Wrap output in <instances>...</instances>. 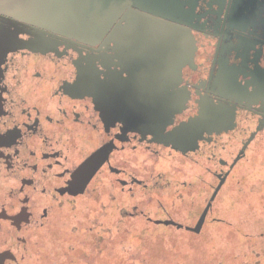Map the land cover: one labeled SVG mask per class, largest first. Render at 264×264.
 <instances>
[{"label": "flooded vegetation", "instance_id": "af4514ba", "mask_svg": "<svg viewBox=\"0 0 264 264\" xmlns=\"http://www.w3.org/2000/svg\"><path fill=\"white\" fill-rule=\"evenodd\" d=\"M150 112L168 123L135 131ZM177 157L209 175L200 204L196 171L159 166ZM100 180L190 191L195 225L161 220L190 231L234 182L264 240V0H0V264H32Z\"/></svg>", "mask_w": 264, "mask_h": 264}, {"label": "rangeland", "instance_id": "374dc122", "mask_svg": "<svg viewBox=\"0 0 264 264\" xmlns=\"http://www.w3.org/2000/svg\"><path fill=\"white\" fill-rule=\"evenodd\" d=\"M170 163L178 165L175 171H168L177 183L197 172L200 204L206 194L201 177L209 175L203 167L180 157L160 161L159 166L170 168ZM257 177L252 175V179ZM104 185L100 180L71 203L64 226L48 228L45 244L31 254L32 264H264V240L251 228L259 203L246 200L241 205L235 199L229 208L227 196L237 193L234 182L219 190L209 216L200 219L196 231L175 224L164 226L161 221L170 218L194 224L201 213L202 205H198V213L192 215L190 191L184 192V199L176 198L177 184L131 193H125L115 181ZM42 254L45 260L40 258Z\"/></svg>", "mask_w": 264, "mask_h": 264}, {"label": "water", "instance_id": "95a60500", "mask_svg": "<svg viewBox=\"0 0 264 264\" xmlns=\"http://www.w3.org/2000/svg\"><path fill=\"white\" fill-rule=\"evenodd\" d=\"M129 6V5H128ZM97 8H99V6H97ZM98 11L100 10V8L99 9H97ZM89 27V26H88ZM128 27L129 28H127L126 26H122L121 28H119L120 29V31H121V29L122 30H124V29H129L130 30V25L128 24ZM116 30V29H115ZM115 30H113V32L115 31ZM88 31H91L90 29H88ZM163 31L164 32H172V31H170V30H168V29H163ZM131 108H132V106L130 105V112L132 113V112H135L136 113V111H132L131 110ZM198 110L199 111H202V112H204L205 113V110H200V106H199V108H198ZM201 114V113H200ZM165 116L166 115H164V114H161V113H156V112H150L145 118H139V119H137L136 120V122H135V125L134 126H132V128L133 129H135V131H139V132H144L146 129H148V127L150 126V124H155V123H162V124H167L168 123V119L167 118H165ZM199 116H201V115H199ZM199 116L198 115H196V117H193L192 119H189L188 121H186V122H183V123H181V125L178 127V130L180 131V130H182V129H185V128H191V127H194V126H200V127H206V124H204L203 123V121H200V122H197V120L199 119ZM122 121L123 122H127V120L126 119H124V120H121V121H119L120 123H122ZM194 121H195V123H194ZM129 123H130V120H129ZM130 126V125H129ZM212 128V127H211ZM99 156V154L97 153V154H94V155H92L84 164H82V169H83V167H85L86 165L88 166V165H90L97 157ZM91 161V162H90Z\"/></svg>", "mask_w": 264, "mask_h": 264}]
</instances>
